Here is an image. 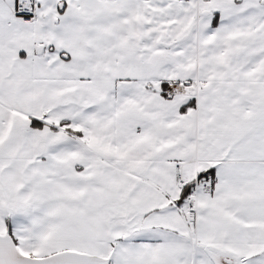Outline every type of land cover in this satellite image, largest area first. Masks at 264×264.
I'll return each instance as SVG.
<instances>
[{
	"label": "snow or ice",
	"instance_id": "6c2138e0",
	"mask_svg": "<svg viewBox=\"0 0 264 264\" xmlns=\"http://www.w3.org/2000/svg\"><path fill=\"white\" fill-rule=\"evenodd\" d=\"M0 264H264V0H0Z\"/></svg>",
	"mask_w": 264,
	"mask_h": 264
}]
</instances>
